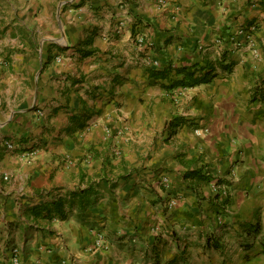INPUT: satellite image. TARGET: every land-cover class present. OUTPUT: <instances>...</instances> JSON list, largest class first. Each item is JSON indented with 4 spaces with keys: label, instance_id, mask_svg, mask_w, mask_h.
<instances>
[{
    "label": "crops",
    "instance_id": "0c3cea01",
    "mask_svg": "<svg viewBox=\"0 0 264 264\" xmlns=\"http://www.w3.org/2000/svg\"><path fill=\"white\" fill-rule=\"evenodd\" d=\"M0 22V264H264V0H0Z\"/></svg>",
    "mask_w": 264,
    "mask_h": 264
},
{
    "label": "trees",
    "instance_id": "16d2710c",
    "mask_svg": "<svg viewBox=\"0 0 264 264\" xmlns=\"http://www.w3.org/2000/svg\"><path fill=\"white\" fill-rule=\"evenodd\" d=\"M189 76L191 78L193 77L192 74H189ZM210 78H211L210 74H205L202 78H199V79L194 78L193 82H195V83L206 82V81H209ZM185 179L188 183L187 185H194V183L199 185L198 181H210L209 175H207V172H204L203 168L186 172L185 173ZM92 191H93V186H91L87 190L81 191L80 193H77V192L74 193L73 197H75V198L79 197V199H81V202L83 204V202H87ZM221 199H222L221 194H219V193L215 194L213 197V200H215L216 202H213V203H219V200H221ZM228 202H229V197L227 196L225 198L224 203H228ZM73 203L74 202L72 201V203H70V205ZM53 205H54L53 208L55 209L56 215H58L59 218L67 219L69 217V213H68L67 208H66V202L63 199H58ZM217 205H219V204H217ZM49 212H51V209ZM49 217L51 218V214H49ZM216 244H218V243L216 242Z\"/></svg>",
    "mask_w": 264,
    "mask_h": 264
},
{
    "label": "built area",
    "instance_id": "2783aa9c",
    "mask_svg": "<svg viewBox=\"0 0 264 264\" xmlns=\"http://www.w3.org/2000/svg\"><path fill=\"white\" fill-rule=\"evenodd\" d=\"M118 1L121 3V0H118ZM57 59H58V61L62 60L61 57H58ZM39 112H40V114L43 113L42 111H39ZM195 132L197 135H200V136L202 135V132L200 130H196ZM9 147L11 149H13V145L9 144ZM38 154H39V151L37 149H27V150H24L21 152L20 157L22 158V161L25 164H30L36 160ZM5 178H7V177H5ZM163 183L165 185H168L169 184V178L164 177ZM211 189L213 190V192H215V194L219 193L224 198H226L228 195L227 187L224 184L219 183L218 181L212 182ZM176 204H177L176 199L171 201V205L175 206ZM96 246L107 248L102 234L98 235V238L96 240ZM10 263L11 264H23L22 259H21V250L17 246L13 247L11 250Z\"/></svg>",
    "mask_w": 264,
    "mask_h": 264
},
{
    "label": "rangeland",
    "instance_id": "374dc122",
    "mask_svg": "<svg viewBox=\"0 0 264 264\" xmlns=\"http://www.w3.org/2000/svg\"><path fill=\"white\" fill-rule=\"evenodd\" d=\"M3 25H5V23L4 22H0V27L1 26H3ZM8 27V25L5 27V29ZM5 29H4V31H5ZM2 30H1V28H0V32H1ZM3 31V32H4ZM203 182V183H202ZM201 183H199V185H196V187H197V190L199 191V189H200V186H202L203 184H205L206 182H208V181H202ZM205 182V183H204ZM186 184H187V181H186ZM202 184V185H201ZM189 186V185H188ZM152 232H153V230H152Z\"/></svg>",
    "mask_w": 264,
    "mask_h": 264
}]
</instances>
